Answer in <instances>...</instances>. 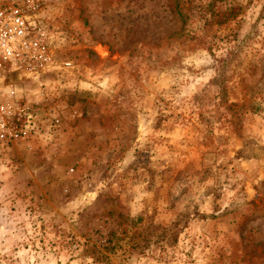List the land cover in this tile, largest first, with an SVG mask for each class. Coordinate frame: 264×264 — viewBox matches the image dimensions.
Wrapping results in <instances>:
<instances>
[{
    "label": "rangeland",
    "instance_id": "1",
    "mask_svg": "<svg viewBox=\"0 0 264 264\" xmlns=\"http://www.w3.org/2000/svg\"><path fill=\"white\" fill-rule=\"evenodd\" d=\"M192 1L206 45L176 0H34L52 60L0 71L34 127L0 139V264H264V0Z\"/></svg>",
    "mask_w": 264,
    "mask_h": 264
},
{
    "label": "built area",
    "instance_id": "2",
    "mask_svg": "<svg viewBox=\"0 0 264 264\" xmlns=\"http://www.w3.org/2000/svg\"><path fill=\"white\" fill-rule=\"evenodd\" d=\"M36 7L34 0H0V71L33 73L51 62L50 35ZM14 107L0 108V139L17 138L34 128L27 104Z\"/></svg>",
    "mask_w": 264,
    "mask_h": 264
},
{
    "label": "trees",
    "instance_id": "3",
    "mask_svg": "<svg viewBox=\"0 0 264 264\" xmlns=\"http://www.w3.org/2000/svg\"><path fill=\"white\" fill-rule=\"evenodd\" d=\"M207 11H209L208 8H203L202 6L199 7L194 4L192 0H176V14L179 17L181 23V29L177 35H179L180 38L184 35L185 38L196 40L199 42L201 41L203 43L202 45H206V40L199 39L201 37H196L191 33V30L188 29V20L194 13H200L202 15L203 12L205 13ZM234 17H236L235 9H226L219 15V20H214V18H212L211 20H206L205 23L208 24L207 27L223 26L228 22L230 18ZM115 245L116 244L114 242L107 240L106 243L101 247L102 252L97 251L98 248L94 246H88L85 250V253L86 255L93 258L95 262H102L104 259L103 251L111 252L115 249Z\"/></svg>",
    "mask_w": 264,
    "mask_h": 264
}]
</instances>
